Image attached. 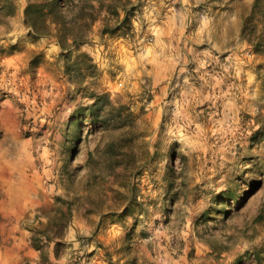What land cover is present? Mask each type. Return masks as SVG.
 <instances>
[{
  "label": "rangeland",
  "instance_id": "obj_1",
  "mask_svg": "<svg viewBox=\"0 0 264 264\" xmlns=\"http://www.w3.org/2000/svg\"><path fill=\"white\" fill-rule=\"evenodd\" d=\"M11 1L0 264H264V0H73L78 49Z\"/></svg>",
  "mask_w": 264,
  "mask_h": 264
},
{
  "label": "trees",
  "instance_id": "obj_2",
  "mask_svg": "<svg viewBox=\"0 0 264 264\" xmlns=\"http://www.w3.org/2000/svg\"><path fill=\"white\" fill-rule=\"evenodd\" d=\"M73 0H27L24 7V23L29 28L28 33L35 36H53L61 49L74 47L78 49L85 41L84 33L80 26L74 30L73 26L64 22L69 4ZM14 4L11 0H0V12L6 11L12 15ZM93 20V19H92ZM107 32V29L104 31ZM81 56H87L81 54ZM76 60L71 65H75ZM68 70V68H67ZM95 101L92 107H95L102 101H109L108 94L93 95ZM119 106L116 109H120ZM114 108V107H113ZM100 107L93 111V116H99ZM115 109V108H114Z\"/></svg>",
  "mask_w": 264,
  "mask_h": 264
},
{
  "label": "crops",
  "instance_id": "obj_3",
  "mask_svg": "<svg viewBox=\"0 0 264 264\" xmlns=\"http://www.w3.org/2000/svg\"><path fill=\"white\" fill-rule=\"evenodd\" d=\"M8 171H11V170H8ZM15 185L17 186V177H16ZM3 197L4 198H8L9 200L17 199V189L13 190V191L12 190H8V189L4 190L3 191ZM4 210H5L4 212L7 213V214L17 215V206L16 207L6 208ZM11 230H13V231L17 230V225L16 224H12L11 225Z\"/></svg>",
  "mask_w": 264,
  "mask_h": 264
}]
</instances>
